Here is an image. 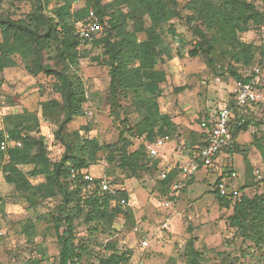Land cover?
Masks as SVG:
<instances>
[{
	"label": "trees",
	"instance_id": "trees-1",
	"mask_svg": "<svg viewBox=\"0 0 264 264\" xmlns=\"http://www.w3.org/2000/svg\"><path fill=\"white\" fill-rule=\"evenodd\" d=\"M37 1V8L28 20L12 21L0 16V72L17 66L19 58L32 76L45 73L56 78L55 88L61 102L48 100L43 107L50 117L57 116V135L61 139L62 132L70 123L86 116L88 94L107 93L110 116L117 124L119 137L115 143L107 146L88 139L76 146L65 142V155L59 162L53 163L47 155L44 138L33 134L31 125L37 121V115L24 111L6 118V132L0 128V171L7 184L29 194L27 199L32 204L62 198L56 224L57 232L62 230L59 264L83 263L81 253L85 248L76 246L74 234L75 221L79 216L84 217L86 224L94 225L90 227L94 231L97 225L111 228L119 213H125L126 218H129L125 212L131 200L129 188L124 180L120 181L114 175L110 167L117 166L125 179L134 178L138 171L150 167L161 169V173L163 160L151 159L148 147L158 137L174 138L170 134L173 124L161 115L158 102V97L163 93L162 84L166 80L165 72L159 70L158 66L165 64L169 50L164 44L163 26L171 24L172 14L186 21L194 45L191 55L203 57L216 74L223 70L238 85L247 81L240 72L244 66L264 62V44L260 43L258 33L264 22V10L253 0H216L211 1L208 7L201 6L202 0H189L181 9V0H84V6L73 11L71 18L67 19L69 12L66 11L65 0ZM43 3L47 4V8L52 3L61 4L57 11L61 20L49 15ZM91 20L101 24L103 30L86 47L78 50L81 45L78 28ZM139 35H144L145 39L140 40ZM89 45L101 50L97 56L90 57V61L107 68L108 73L105 77L89 78L82 84L75 74L72 76V72ZM223 46H226L225 53L230 60L227 67L221 68L214 64L213 53L217 47L222 49ZM52 49L55 57L49 59L55 60L57 66L45 60V54ZM130 96L145 112V116L133 126L121 115V100L129 99ZM249 112L248 124L253 122L258 128L251 145L261 150L264 159V110L258 105L255 110L249 109ZM214 127L213 116L207 120L206 131L190 136L188 141L184 140L190 150L204 146ZM242 131H248V128L235 130L233 136L237 138ZM6 133L12 140L21 141L22 147L17 148L9 142L7 151H3L1 144ZM235 148L239 150L237 143L229 148V152L234 153ZM99 152L106 154L103 161L105 176L112 177V184L120 187L116 196H83L87 182L83 176H71L72 168L89 171L97 163ZM24 167H30L28 174L23 170ZM233 171L227 169L225 173ZM178 175L179 170L175 169L167 180H160L159 176L156 178L157 196L160 199L167 195V185ZM39 176H43L44 181L37 186L28 179ZM223 178L224 175L216 181L213 190L219 206L226 209L232 207V227L237 229L244 241H250L257 249L264 244V193L251 198L245 195V190L250 186L246 184L239 188L241 201H235L233 196L220 194L217 186ZM123 199L127 202L125 206L121 204ZM134 234L139 240L148 238L143 225L141 231ZM106 249L111 252L100 257L96 264L129 262L127 253L114 251L112 240ZM186 256L187 264H202L201 255L192 240L187 244Z\"/></svg>",
	"mask_w": 264,
	"mask_h": 264
},
{
	"label": "rangeland",
	"instance_id": "rangeland-1",
	"mask_svg": "<svg viewBox=\"0 0 264 264\" xmlns=\"http://www.w3.org/2000/svg\"><path fill=\"white\" fill-rule=\"evenodd\" d=\"M189 0H181L180 9ZM211 1L202 0L201 6L208 7ZM264 10V0H253ZM37 0H0V16L5 20H28L37 8ZM68 10L67 19L73 11L82 8L84 0H65ZM46 12L59 19L57 11L61 4L43 3ZM171 24L163 26L164 44L167 45V56L163 70L166 80L162 84V95L158 97L161 115L168 118L173 127L170 134L176 139L189 140L190 136L206 131L207 120L215 117L224 102L238 91L237 83L223 73L216 74L203 57H194L192 34L186 21L171 15ZM175 31L172 34V31ZM144 40V35H139ZM1 41V38H0ZM224 48V50H223ZM213 53L214 64L221 68L227 67L230 57L225 53L226 46ZM78 66L73 68L72 76L85 84L86 80L107 76V68L90 61L101 50L89 45ZM83 53V54H84ZM82 54V55H83ZM53 49L45 54V60L57 66ZM220 74H223L220 76ZM56 78L45 73L32 76L21 60L17 66L0 72V128L6 132L7 117L28 111L37 115V121L31 126L33 134L44 138L47 155L55 163L66 153L67 145L83 143L84 140H95L101 146L117 141L119 130L110 116V104L107 93L88 94L85 105L86 116L77 118L70 123L58 137L57 116L52 118L43 107L48 100L61 102L57 93ZM130 96L122 99V119H128L133 126L139 122L145 112L141 105L135 104ZM60 116L62 113L60 112ZM264 118V115H262ZM254 133L242 131L238 136L239 150L234 153L229 149L228 158L221 154L219 162L196 174L195 180L182 193L175 210L161 208V199L157 196L156 178L160 170L154 167L142 169L131 179L117 166L110 167L114 175L125 181L129 188L130 203L125 213H119L113 220L111 228L97 225V230L79 216L75 221V244L82 245L81 253L84 264H96L100 257L108 255L106 249L110 240L114 251L127 253L129 262L125 264H187L186 247L191 240L201 255L202 264H264V244L254 248L250 241H244L232 227L230 217L233 209L221 208L213 193L216 181L225 174L227 169L236 171L237 178L232 182L231 191L239 192L243 185H250L245 195L254 197L264 193V159L261 150L252 146ZM258 137V136H257ZM169 146L160 149L166 152ZM106 154L99 152L98 166L105 169L103 161ZM23 170L28 174L30 167ZM261 175L257 180L255 173ZM30 182L37 186L44 181L43 176L29 177ZM28 193L21 192L14 185L5 182L0 171V264H59L62 239L57 232L56 224L59 217L61 197L47 199L36 204L30 203ZM169 218L171 228L160 231L159 227ZM140 220L143 230L151 238V247L141 250L139 237L134 234L135 222Z\"/></svg>",
	"mask_w": 264,
	"mask_h": 264
},
{
	"label": "built area",
	"instance_id": "built-area-1",
	"mask_svg": "<svg viewBox=\"0 0 264 264\" xmlns=\"http://www.w3.org/2000/svg\"><path fill=\"white\" fill-rule=\"evenodd\" d=\"M103 30L101 24L96 20H91L88 23L83 24L78 28V35L81 39V45L78 50L87 46V43L92 40L93 37L98 36ZM260 43L264 44V22L261 25L259 31ZM241 74L247 81L238 84V91L234 96L229 97L220 110L217 112L215 118V127L211 131L208 139L205 141V145L190 150L189 146L183 139H178L174 143L170 136L158 137L154 144L148 147L149 157L151 159L160 158L163 160L162 171L159 175L160 180H167L169 175L175 169L179 170L178 178L173 180L166 189L168 193L161 198V208L173 211L175 210L178 200L182 193L188 189L196 174L202 169L210 168L217 160L218 156L229 148L233 147L236 143V137L233 136V132L238 129L248 128L251 133H256L258 128L255 123H249L250 116L249 109L255 110L256 106H261L264 110V62L258 65H248L241 69ZM11 142L17 148L22 147L21 141H14L8 133L5 134L4 140L1 144V149L7 151L8 143ZM174 143L175 149L178 155L184 156V160L179 164L167 158V156L160 151L161 148ZM72 178L83 176V179L87 182L86 188L82 195L96 194L100 197L105 195L116 196L120 191V187L113 185L112 177L102 176L96 177L89 171H81L72 168ZM256 179L260 180L261 175L256 172ZM237 178L236 172L225 173L222 181L218 183V190L222 196H233L235 201H241V195L239 192H232V182ZM123 206L127 205L125 199L121 200ZM141 221H137V225L134 229V233L141 231ZM170 228L169 218H167L159 227L160 231H166ZM1 235L4 233L1 231ZM151 240L144 237L139 241L140 247L148 249L151 245ZM70 264H84V263H70Z\"/></svg>",
	"mask_w": 264,
	"mask_h": 264
},
{
	"label": "crops",
	"instance_id": "crops-1",
	"mask_svg": "<svg viewBox=\"0 0 264 264\" xmlns=\"http://www.w3.org/2000/svg\"><path fill=\"white\" fill-rule=\"evenodd\" d=\"M172 138V137H171ZM172 140H173V142L175 143L176 142V138H172ZM174 143H171V144H169L168 146H169V149L165 152H162V153H164L166 156H167V158L168 159H170V160H172L173 162H174V164H179V163H181V161L182 160H184V156H180V155H178L177 154V152H175L174 151V149H175V145H174ZM236 143L238 144V137H237V139H236ZM225 151V150H224ZM224 151L221 153V154H224L227 158H228V153H224ZM221 154L218 156V158H217V160L215 161L216 163L217 162H219V160H220V156H221ZM203 170H206V171H208V169H202V171ZM89 172L90 173H92L93 175H95L96 177H102V176H104L105 174H104V170H103V168H100V167H98V166H92L90 169H89ZM236 172V171H235ZM195 178H196V176H195ZM195 178H194V180H195ZM166 220V219H165ZM139 221V220H138ZM143 227H144V225H143ZM170 228H171V226H170ZM151 242V241H150ZM151 244H152V242H151ZM150 247H151V245H150ZM149 247V248H150ZM148 248V249H149ZM140 249L141 250H148V249H143V248H141L140 247Z\"/></svg>",
	"mask_w": 264,
	"mask_h": 264
}]
</instances>
